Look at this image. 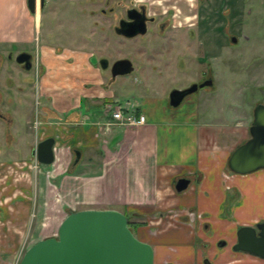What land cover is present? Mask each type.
<instances>
[{
    "label": "crops",
    "instance_id": "1",
    "mask_svg": "<svg viewBox=\"0 0 264 264\" xmlns=\"http://www.w3.org/2000/svg\"><path fill=\"white\" fill-rule=\"evenodd\" d=\"M37 13L29 11L27 0H0V44L28 45ZM84 64L78 79H64L46 104L34 106L26 121L28 135L35 128L26 152L0 157V264H18L28 246L55 236L71 210L112 208L141 222L132 229L153 246L154 264H193L169 257L164 245L169 238L180 246L175 256H190L196 237L207 251L217 229L232 235L264 222V169L239 174L229 167L232 152L251 137L253 116L248 122L246 113L242 126L226 117L209 120L211 107L225 112L224 104H207L210 94L203 93L188 109L181 107L186 98L169 106L164 95L148 92L144 84L135 88L141 101L123 103L112 89L116 77L105 80L106 72L92 64L90 55ZM120 107L144 114L146 123L106 128ZM2 120L5 148L16 150L11 146L18 132L15 120ZM47 137L54 138V161L42 164L35 148ZM178 155L180 161H171ZM180 178L190 180L183 191L176 189ZM244 261L230 252L218 264Z\"/></svg>",
    "mask_w": 264,
    "mask_h": 264
},
{
    "label": "rangeland",
    "instance_id": "2",
    "mask_svg": "<svg viewBox=\"0 0 264 264\" xmlns=\"http://www.w3.org/2000/svg\"><path fill=\"white\" fill-rule=\"evenodd\" d=\"M193 3L197 5L198 2L194 0ZM200 4V27L194 26L190 35H186L185 30L172 34L177 38L174 44L169 38L171 34L166 40H151L145 44H114L111 60L126 57L135 65H140L160 53L158 58L164 64L159 66L162 72L153 70L152 64H147L143 72L137 68L129 74L117 76L112 89L120 102L132 98L141 101L142 97L136 94L135 88L144 84L148 92L164 95L170 106L168 92L172 86L197 83L207 75L213 84L189 94L181 107L189 109L190 103L201 101L203 93L210 94L207 104H224L225 112L221 115L215 108L211 107L210 110L209 107L208 119L226 117L235 126H242L246 113L249 114L248 122H251L255 106L264 103V0H200ZM79 6L75 0H46L45 8L40 14L37 13V25L31 31L33 40H29L28 45L0 44V124L4 122L2 118L12 116L18 127L15 142L11 145H16V150L14 147L10 150L5 148L3 141L7 136L0 135V157H20L26 152L27 143L32 140L35 130L33 127L28 135L26 121L34 114V106L37 109L39 106L36 104H46V99L59 90L57 85H63L64 79L68 82L78 79L79 71L84 70V63H88L92 47L87 41L92 24L87 13V0L83 1V13L78 9ZM193 13L197 15L196 8ZM232 36L237 38V42H232ZM100 49L104 51V45ZM20 52L32 56L33 67L30 72L15 62L14 58ZM9 54L11 59L7 57ZM79 54L84 57L78 58ZM183 54L188 68H191L187 76L176 65L177 58ZM93 65L102 70L98 63ZM104 71L107 76L105 80L111 81L109 70ZM244 130L249 137L247 126ZM190 156L188 154L186 160ZM171 161H180V156H172ZM217 231L216 236L210 235L207 251L203 244L200 245L201 239L199 241L196 237L193 255L190 256H175L180 249L176 240L169 238L164 245L169 257L187 259L193 264H206L207 257L218 264L230 252L245 259L241 264H264V258L234 250L238 229L232 235L230 232L220 234V228ZM215 254L219 255L218 260H215Z\"/></svg>",
    "mask_w": 264,
    "mask_h": 264
},
{
    "label": "water",
    "instance_id": "3",
    "mask_svg": "<svg viewBox=\"0 0 264 264\" xmlns=\"http://www.w3.org/2000/svg\"><path fill=\"white\" fill-rule=\"evenodd\" d=\"M44 5L45 0H27L31 13L42 10ZM232 41L237 42V38ZM29 57L27 52H20L15 60L28 69ZM134 69L130 59H119L112 65V76L126 75ZM212 84L213 80H208L175 90L170 95V104L178 106L187 95ZM250 135L229 158V167L233 172L248 174L264 169V103L254 108ZM53 147V137L40 140L35 148L37 160L42 164H51L54 161ZM189 183V179L180 178L176 189L183 191ZM234 250L264 258V222L240 227ZM154 261L153 246L134 234L125 213L112 208H85L69 211L59 224L56 235L39 239L28 246L18 264H154Z\"/></svg>",
    "mask_w": 264,
    "mask_h": 264
},
{
    "label": "flooded vegetation",
    "instance_id": "4",
    "mask_svg": "<svg viewBox=\"0 0 264 264\" xmlns=\"http://www.w3.org/2000/svg\"><path fill=\"white\" fill-rule=\"evenodd\" d=\"M83 1L84 0H75V2L80 5L78 9L82 13L84 12V9H82ZM193 1L194 0H87V13L92 24L90 28V37L87 42L92 47L90 53L92 63H98L101 69L109 70L111 79H114L112 76V65L115 61L123 59L116 58L111 60L114 54V44L124 45L128 44V42H140L145 44L151 40H166L169 34L172 35L178 31L184 30L186 35H190L191 29L194 26L198 27L200 24V19L198 18L201 12L200 0H196L198 2L197 5L194 4ZM186 3H188L189 7L186 6ZM45 6L46 0L42 10ZM194 6L197 10V15L193 13L195 10V8L193 9ZM42 10L39 12H42ZM195 18L196 22L194 21ZM201 25L203 26L204 22H202ZM169 38L172 44L177 40L173 35ZM234 38L235 37L232 36L231 40ZM101 45H104V51L100 49ZM158 55L152 56L140 65H135L130 59L135 67L134 71L138 68L139 72H143L147 64H152L151 68L153 67V70L162 72V68L159 66L162 65L163 60L158 58ZM184 55L185 54L177 58L176 65L181 69V72H184L185 76H187L191 68H188L187 59ZM7 57L9 59L12 58L10 54L7 55ZM31 57L30 55V67L28 69L24 68L28 70V72H30L33 67ZM18 64L24 67L22 63ZM208 80L212 79L210 76L206 75L201 81H197V84H201ZM193 84L194 83L191 82L189 85L172 86L168 92L169 101L173 91L186 89ZM187 97L188 95L185 98ZM205 262L206 264H211L208 258H205Z\"/></svg>",
    "mask_w": 264,
    "mask_h": 264
},
{
    "label": "built area",
    "instance_id": "5",
    "mask_svg": "<svg viewBox=\"0 0 264 264\" xmlns=\"http://www.w3.org/2000/svg\"><path fill=\"white\" fill-rule=\"evenodd\" d=\"M112 119L106 123V128L110 129V127L114 124L121 125H141L146 123L147 118L144 114H140L136 116L134 111L130 108H126V111L123 107H120L118 110L112 113ZM39 124L38 121H34V126Z\"/></svg>",
    "mask_w": 264,
    "mask_h": 264
},
{
    "label": "trees",
    "instance_id": "6",
    "mask_svg": "<svg viewBox=\"0 0 264 264\" xmlns=\"http://www.w3.org/2000/svg\"><path fill=\"white\" fill-rule=\"evenodd\" d=\"M127 217L129 218L128 215H127ZM134 224H141V222H131V221H129V225H130V228H131V229H132V226H133ZM132 231H133V229H132Z\"/></svg>",
    "mask_w": 264,
    "mask_h": 264
}]
</instances>
